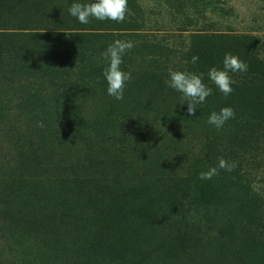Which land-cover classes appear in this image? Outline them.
I'll list each match as a JSON object with an SVG mask.
<instances>
[{
	"label": "rangeland",
	"instance_id": "rangeland-1",
	"mask_svg": "<svg viewBox=\"0 0 264 264\" xmlns=\"http://www.w3.org/2000/svg\"><path fill=\"white\" fill-rule=\"evenodd\" d=\"M21 2L14 24L32 27L79 22L68 8L91 0ZM128 7L63 43L38 30L0 40V264H264V0ZM118 39L135 43L123 100L102 75ZM229 52L248 71L224 96L207 73ZM169 69L204 73L212 94L195 116ZM223 107L235 118L217 129L208 117ZM218 157L238 166L200 179Z\"/></svg>",
	"mask_w": 264,
	"mask_h": 264
},
{
	"label": "clouds",
	"instance_id": "clouds-1",
	"mask_svg": "<svg viewBox=\"0 0 264 264\" xmlns=\"http://www.w3.org/2000/svg\"><path fill=\"white\" fill-rule=\"evenodd\" d=\"M71 16L77 18L81 24L89 23L90 18L100 21L111 20L122 23L127 16L134 15L128 7V0H95V2H74L68 8ZM135 47L132 41L115 40L107 49L101 53L103 59L108 64L103 69L102 75L107 83V94L116 100L124 99L126 83L132 79L130 72L121 69L123 56L126 52ZM199 60L198 56H193L191 62L195 64ZM74 69V68H73ZM248 71L246 62L240 60L232 53H226L223 59V68L211 67L207 73L208 79L223 93L228 96L233 92L232 85L236 81L230 73H244ZM167 87L181 94L180 104L187 103V113L195 116L197 105L203 104L207 97L212 94V88L204 83V73L180 71L169 69L168 78L165 80ZM235 118V111L231 107H223L219 112L213 111L208 117V123L220 129L224 124ZM37 127L44 128L43 121L37 122ZM238 166L237 162L229 163L223 157H218L217 166L210 167L208 171L199 173L200 179H212L219 174L220 169L228 172L233 171Z\"/></svg>",
	"mask_w": 264,
	"mask_h": 264
},
{
	"label": "trees",
	"instance_id": "trees-1",
	"mask_svg": "<svg viewBox=\"0 0 264 264\" xmlns=\"http://www.w3.org/2000/svg\"><path fill=\"white\" fill-rule=\"evenodd\" d=\"M16 9H24V6L21 0H0V40L4 38L14 37V33L22 32V31H36L43 33H50L55 35L57 42L63 43L65 41H69L73 39L77 32L80 31H93L94 26L91 23L81 24L80 22H75L74 20H51L42 26H32L29 24H19L18 21L25 19V17H18L15 12ZM26 12V11H25ZM131 198H129L130 200ZM134 212L133 215H138V210H132ZM132 215V213H130ZM132 215L133 219L135 217ZM131 219V218H130Z\"/></svg>",
	"mask_w": 264,
	"mask_h": 264
}]
</instances>
